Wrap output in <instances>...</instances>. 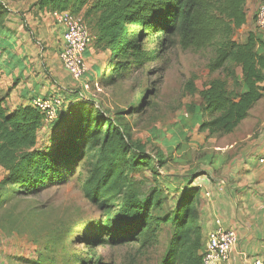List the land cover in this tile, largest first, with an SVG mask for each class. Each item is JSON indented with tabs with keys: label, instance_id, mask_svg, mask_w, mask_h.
Instances as JSON below:
<instances>
[{
	"label": "trees",
	"instance_id": "16d2710c",
	"mask_svg": "<svg viewBox=\"0 0 264 264\" xmlns=\"http://www.w3.org/2000/svg\"><path fill=\"white\" fill-rule=\"evenodd\" d=\"M2 1L0 12L5 13ZM245 5L246 0L35 2L42 10L82 14L94 36L93 45L108 51L114 70L153 60L147 44L152 37L158 40V54L176 44L196 50L213 46L207 67L210 74L220 72L222 76L211 78L201 90L192 80L186 84L189 93H199L202 99L199 105L189 107L192 128L198 126L211 137L233 133L264 98V35L257 29L242 41L234 38L235 30L248 21ZM4 102L0 92V166L5 171L0 204L12 196L39 195L83 162L84 197L102 215L96 223L91 222L94 233L87 238L88 244L99 240L148 246L168 227L169 242L158 264L202 263L206 241L199 207L201 188L194 181L206 175V169L179 176L175 181L179 186L172 191L175 204L167 208L162 185L145 191L135 175L145 169L158 175L168 160L159 151L151 156L146 146L133 138V128L123 121L121 112L112 116L111 111L87 103L65 107L48 125L47 143L41 144L43 114L32 104L9 111ZM149 104L145 97L131 105L129 112L138 113Z\"/></svg>",
	"mask_w": 264,
	"mask_h": 264
},
{
	"label": "rangeland",
	"instance_id": "374dc122",
	"mask_svg": "<svg viewBox=\"0 0 264 264\" xmlns=\"http://www.w3.org/2000/svg\"><path fill=\"white\" fill-rule=\"evenodd\" d=\"M262 4L264 0H246L248 21L235 30L236 40H244L251 30L258 29L264 35L257 23ZM157 42L156 37L149 40L153 60L141 66L131 63L114 70L108 58L99 74L89 69L91 76L86 81L90 88L81 87L83 96L76 105L87 103L91 108L111 111L112 116L121 112L123 121L133 128V138L140 140L151 156L158 151L164 154L168 163L160 174L145 169L135 178L141 181L145 191L162 185L170 208L176 200L172 191L179 186L175 182L177 178L197 169H207L206 152L213 150L214 144L230 142L237 132L233 138L214 136L218 141H208L210 136L198 126L192 128L189 107L199 105L202 99L199 93H189L186 84L192 80L201 90L211 78L222 76L220 72L210 74L207 67L214 47L182 49L176 44L164 54H158ZM145 97L149 106L131 114L129 107ZM244 130L255 131L251 127ZM46 140L44 135L40 143L46 144ZM85 177L86 167L81 162L64 180L39 195L12 196L0 204V264H96L98 261L101 264H158L169 242L168 227L148 246L141 242L112 245L99 240L88 244L87 238L94 233L92 223L102 215L84 197Z\"/></svg>",
	"mask_w": 264,
	"mask_h": 264
},
{
	"label": "crops",
	"instance_id": "0c3cea01",
	"mask_svg": "<svg viewBox=\"0 0 264 264\" xmlns=\"http://www.w3.org/2000/svg\"><path fill=\"white\" fill-rule=\"evenodd\" d=\"M35 2L2 1L6 12H0V92L9 111L31 105L36 97L56 95L63 99L62 110L83 96L81 83L73 79L60 58L64 27L56 21L54 11L42 10ZM108 57V51L98 50L93 44L85 52L89 69L95 74L105 67ZM90 76L88 73L85 79ZM247 127L255 131L246 132ZM50 130L43 124L39 139ZM228 136L233 140L212 144L213 150L205 156L207 174L194 181L201 188L204 241L219 219L238 234L234 251L221 264L264 262V98L233 133L220 139ZM213 137L208 141H218ZM4 176L0 166V182Z\"/></svg>",
	"mask_w": 264,
	"mask_h": 264
},
{
	"label": "built area",
	"instance_id": "2783aa9c",
	"mask_svg": "<svg viewBox=\"0 0 264 264\" xmlns=\"http://www.w3.org/2000/svg\"><path fill=\"white\" fill-rule=\"evenodd\" d=\"M53 15L65 29L64 45L60 52L63 66L74 80L80 82L81 86L88 90L90 84L85 77L89 73V65L85 58V52L93 44L94 36L86 25L82 14H74L65 10L54 11ZM257 23L258 27L264 31V4L259 8ZM63 104V99L57 95L36 97L32 100V105L43 114L44 126L57 119ZM262 161H264V157ZM237 241L236 230L224 227L222 222L217 219L214 227L208 232L201 264H221L227 261L234 251ZM254 264H264V262L258 260Z\"/></svg>",
	"mask_w": 264,
	"mask_h": 264
}]
</instances>
